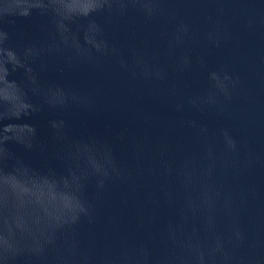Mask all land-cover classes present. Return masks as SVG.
I'll list each match as a JSON object with an SVG mask.
<instances>
[{
  "label": "water",
  "instance_id": "water-1",
  "mask_svg": "<svg viewBox=\"0 0 264 264\" xmlns=\"http://www.w3.org/2000/svg\"><path fill=\"white\" fill-rule=\"evenodd\" d=\"M0 264H264V0H0Z\"/></svg>",
  "mask_w": 264,
  "mask_h": 264
}]
</instances>
